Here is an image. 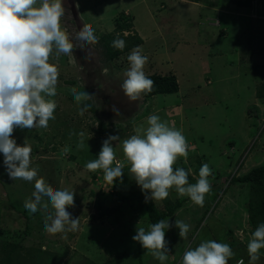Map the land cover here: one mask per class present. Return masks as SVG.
Returning <instances> with one entry per match:
<instances>
[{"label":"rangeland","instance_id":"374dc122","mask_svg":"<svg viewBox=\"0 0 264 264\" xmlns=\"http://www.w3.org/2000/svg\"><path fill=\"white\" fill-rule=\"evenodd\" d=\"M144 1V5L150 8V14L153 15L152 20L158 23L167 22V17L170 15L184 23L187 22L183 20L186 16L180 12L181 15L176 18L175 13H172V3L194 0ZM226 2V8L222 9L220 5L223 6ZM234 2L235 0H199L198 3L204 10L200 12V16L188 21L189 24L197 23L196 29L201 28L198 29V33L208 40L209 48L213 51L218 49L222 54L217 52L216 55L208 56V49L202 48L207 46V43L201 37L199 40L196 37L187 45L189 54L185 57L183 64L173 62L181 86L186 89L192 83L196 84V86L193 84L195 90H192V99L205 107L203 111L197 113L195 109L187 106L189 109L185 110V116L187 118L190 116L189 123L193 128L187 131L190 130V133L195 136L194 140L200 141L198 137L202 136L207 137L209 142L188 141L189 151L186 162L184 157H179L174 165V169L177 167H182L185 171L191 169L188 175L191 184L199 178L202 164L209 165L212 170V175L208 178L211 191L205 195L204 206L195 205L186 195L179 196L175 188L169 190L166 200H149L146 203L145 193L133 180L128 168L123 170L122 180L114 181L113 185L104 181L103 170L95 172L86 170V163L98 158L102 143L109 135H119L122 141L135 134L134 129L137 126L146 127L147 117L151 114L160 116L162 121L172 127L171 121L176 120L177 115L172 113L169 115L168 109H171L173 105H169L168 102L172 103L174 98L178 102L180 100V96L174 94L169 95V101L163 102V98H157L154 103L150 99H144L137 105L135 101L128 100L129 98L124 94L121 95L123 99L121 101L118 99L120 95L114 93V98L108 97L110 101H106L107 97H104L97 89L98 80L101 86L108 81L116 85L114 87L116 89L123 80L116 78L115 75L122 70L111 67L105 74L107 79L101 82L100 79L96 80L93 77L94 74L89 73V77L70 81L73 84L60 82L64 84V88L70 87L67 91L69 102L67 101L68 104L61 102L65 100V94L62 91L53 98L56 102L59 100L57 104L60 102V111L54 112L55 119L50 120L49 123L56 122L57 118L63 116V127L48 129V131L44 128H16L12 135L19 146H23L26 138L31 144V166H38L39 176L56 190L74 192L75 203L68 210L74 218L79 216V228L75 232H68L66 238L64 233L51 235L45 232L44 220L47 213L37 211L33 214L23 206L24 201L31 197L34 191V181L12 180L3 164V154L0 153V264H79L87 254V257L96 264L102 263L105 259L106 264H161L147 249L132 240L137 229V225H133L132 221L141 222L140 226L146 229L148 226H143V223L149 220L148 209L154 208L162 213L166 209V204L170 207L178 204L180 208L175 210L172 217L165 219L169 220L170 224L173 223V226L165 230V239L169 242V256L164 264H180L186 250L196 248L205 240H216L230 245L227 239L230 235L228 222H225L222 217L216 220V213L225 200L238 201L239 206L236 208L238 212L235 210L237 213H233L232 210L235 208H230L221 213V216L234 219L240 217L242 220L243 213L247 217L246 231L252 234L255 227L250 223L247 212L252 193L251 185L235 183L234 180L243 177L254 168L264 166V104L254 98V85L260 83L264 71V29L257 22L253 21L249 24L247 19L240 23V27H237V18L231 13L239 15L240 18H246L249 12L236 7ZM144 5L142 4V11ZM256 5H258L256 10L250 15L255 16L260 10V15L264 16V4ZM139 10L140 6L136 7L132 14L136 15ZM219 10H226L228 13H215ZM116 11L117 7H113L107 13L114 14ZM211 15L214 20H209L213 27H207L209 22L205 16ZM125 19L128 22L126 25L132 28L130 16L127 15ZM218 21L220 26L216 25ZM199 23L204 27H201ZM253 24L257 27L254 39L251 29ZM71 25L76 30L73 24ZM189 26L192 27V25ZM196 29L192 28L195 31L194 36ZM106 35L108 34H104ZM253 43L261 44L259 45L261 56L257 57L260 65H255L254 58L250 56ZM158 52L160 53L158 56L165 58V61L177 54V51L168 50L166 46L160 47ZM217 56L221 57L222 61ZM100 59H105L103 53ZM125 62L121 60L116 65L125 67ZM166 67L170 68L171 65L168 64ZM209 69L210 73L204 72ZM208 80H210L209 83ZM72 87L94 96L89 101L93 102L95 113L79 114L80 106L78 107L74 98L71 97ZM184 96L188 102L191 99V90H186ZM117 104L125 105L122 107L129 109L123 110ZM62 108L69 109L65 112ZM123 116H126V119ZM208 117H213L214 120ZM184 127L186 128V124ZM181 131L184 133V130ZM187 131L184 133L185 138L189 137ZM80 132L85 133L83 138L79 136ZM81 139H83L84 147L78 148ZM119 144L120 142H113V147L116 146L117 160H123L122 148ZM65 147L70 149L67 155L61 152ZM96 173L99 176L98 183L92 181ZM45 202H47L46 198ZM197 208H199V215L196 213ZM240 209L241 211L244 209L246 213L239 212ZM48 211H52L50 205ZM175 216L178 218L176 220H183L190 225L186 238L179 236V229L172 221ZM107 226L114 228L111 234L112 240L108 238V231L104 229ZM84 230L89 234L87 238L82 232ZM124 233L127 239L121 238L124 237ZM119 238H121L120 242ZM233 244L230 247L234 252H238L234 247L235 243ZM244 248L241 254L244 256L245 264H249L247 246ZM42 250L43 255H40L39 252ZM256 264H264V260L260 258Z\"/></svg>","mask_w":264,"mask_h":264},{"label":"clouds","instance_id":"9594fccd","mask_svg":"<svg viewBox=\"0 0 264 264\" xmlns=\"http://www.w3.org/2000/svg\"><path fill=\"white\" fill-rule=\"evenodd\" d=\"M64 14L62 0H0V153L4 157L3 164L12 180L34 181V191L24 201V208L33 214L37 211L47 213L45 232L51 235L64 233L66 238L68 232L78 230L80 223L79 218H74L68 210L74 206V192L56 190L48 184L38 175V166H31L32 146L27 138L23 146L17 145L12 138L16 128H47L49 121L55 119L57 103L53 98L57 96L60 70L57 63L50 62V59L58 62L62 55L72 56L76 46L74 42H79L78 48L88 50L85 60H92L91 48L86 46L99 42L93 27L85 24L75 37H71L61 25ZM111 47L122 51L126 44L123 39L116 38ZM142 53V46L138 45L127 56L129 66L124 71L125 79L121 87L131 101L151 92L154 86V81L145 74L148 57ZM108 71L107 67L103 69L104 73ZM70 91L78 107L94 98L76 87ZM89 107L91 105L84 103L83 107H79V114L83 115ZM146 125L137 126L135 134L122 141L119 135H109L102 143L98 158L86 163V170H103L104 181L113 185L114 181L122 180L123 170L129 166L133 180L145 193L146 203L149 200H166L169 190L175 188L179 196L186 195L195 205L203 207L205 195L211 191L208 178L212 170L209 165L202 164L199 178L194 184L189 183L191 169H174L179 157H184L186 162L188 156L189 144L182 131L170 127L156 114L147 117ZM84 135L79 133L81 138ZM113 142H120L123 160H117ZM83 147L81 139L78 148ZM69 151L68 147L61 150L63 155ZM98 180L96 173L92 181L98 183ZM49 205L51 212L48 211ZM172 226L169 220L150 224L147 230L137 226L132 240L164 264L169 256L165 230ZM174 226L179 229L181 238L187 237L189 224L175 220ZM262 249L264 223L255 228L247 244L249 264L260 260ZM235 255L228 243L205 240L196 248L186 250L180 264H229ZM237 264L245 262L239 259Z\"/></svg>","mask_w":264,"mask_h":264},{"label":"crops","instance_id":"0c3cea01","mask_svg":"<svg viewBox=\"0 0 264 264\" xmlns=\"http://www.w3.org/2000/svg\"><path fill=\"white\" fill-rule=\"evenodd\" d=\"M62 2H63V7L65 9V14L61 18V25H62V28H65L69 32L71 37H75L76 33L79 31V29L83 25L90 24L94 29L95 35L99 38V42L96 45L86 46V47L91 48L92 60H90V61L85 60V56H86L88 50L87 49L81 50L80 48H78L79 42H74L76 46L74 47L72 56H63L62 55L58 62L54 58L50 59V62L57 63L58 68L60 70V76H59V81H58V85H57V95H59V92H61V91L63 94H65V100H61V102L63 104H68L67 101L69 102V100H67L69 92H67V91H69L68 89L70 87L64 88V84H60V82H62V83L66 82V84H73V82H70V81H74V80L80 79L81 77L83 78L85 76L87 77L89 75V73L91 75L94 74L93 77H95L96 80L100 79V82L102 80L105 81L107 79V76L105 75L106 73L103 72V69L105 67H107L108 69H110L111 67L121 69L122 71H120V73L118 75H115V76H116V78H118L120 80L125 79L124 71L129 66L128 61H127V56L130 54L132 49L129 50L124 55L120 56L119 58L115 59V60H107L106 58L101 60L100 59L101 53H103L102 46H101V40L108 35H110V36L119 35L118 32L115 33L116 32V29H115L116 23L118 22L119 24H123V21L125 20L127 15H129L131 18L132 28H130V30L123 31L122 32L123 37H126L129 34L130 35L133 34L135 36H138L139 39L141 40V44H139V46H142V49H143L142 54L146 55L148 57V62L146 63V65L144 67L145 74L147 76L154 75V74L155 75H161V76L173 75L177 80L178 91L175 94L180 96V100L178 102V100L174 98V101L172 103L168 102L169 105H173L171 109H168L169 115H171L170 113H172L173 115H177V119L171 121L172 127H175L178 130H184V133H185V131H187V129L193 128L192 124L189 123L190 116H189V118H187V116H185V110L189 109V108H193L198 113L199 111H203L205 109V107L200 102L194 101L192 99V96H193L192 90H195V89H193V87H194V85L196 86V84L192 83L186 89H184L185 88L184 86H181L180 78H179L178 74L175 72V66H174L173 62L176 61L178 63L183 64L185 57L189 54V52L187 50V45L190 42L192 43V40H194L196 37L198 38V40H199V37H201L203 39V41L207 43V46L202 47V48L208 49V56H209V54L214 55L217 52L222 54L218 49L213 51L209 48L210 45L208 43V40H206L204 37H202V35L200 33H198V29H201V28L196 29L195 25H197V23L189 24V22H188L189 20H192L193 18L200 16V12H202V10H204L203 7H200L198 2L183 1L181 3H172V6H171V8L173 7L172 13H175L176 18H178V16H180L181 13H183V15L186 16L183 18V20H185L187 22H184V23L178 21L177 19L171 17L170 15H168V17H167V20H166L167 22H159L158 23L157 21L152 20L151 18L153 15L150 14V8L146 5H144V3H143V2H145L144 0H62ZM141 3L144 5L143 11L141 10V7H142ZM263 4L264 3H261V6H263ZM138 6H140L139 12L136 15L132 14V11ZM113 7H117L116 13H114V14L107 13L110 10H112ZM121 9H123V11H121ZM222 9H224V8H222ZM166 10H165V12H167ZM169 10H168V12H170ZM215 13L227 14L228 11L219 10ZM259 13H260V10H259ZM231 14L237 18L236 19V21H237L236 26L237 27H240V23L243 20L247 19V22L249 24H251L254 21V22H257L259 25H261V28L264 29V16H262V15L258 16V14H257L255 16H251L250 12H249V14L247 15L246 18H243V17L240 18L239 15H237V14H234V13H231ZM140 15H142V16L144 15V16L142 17ZM205 18H206L207 22H209V25H207V24H205V25H207V27L208 26L213 27L212 26L213 24L209 20V19H212L211 21L214 20L212 15L211 16H205ZM141 19H143V20H141ZM145 19H148V20H145ZM143 21H144V23H143ZM71 24H73V27H75L76 30H74L72 28ZM189 25H192V27L190 28ZM199 25L201 27H204V25L201 23H199ZM216 25L220 26V22L218 21V24H216ZM193 27H195V29H196V35L195 36H194L195 31L192 30ZM251 29L253 31V39H254L255 38L254 33L257 31V27L255 26V24L252 25ZM189 32H191V34ZM104 34H108V35L104 36ZM157 42H159V43H157ZM159 44H161V46H159ZM259 45H261V44L260 43H258V44L253 43L252 51L250 52V56L252 58H254L255 65L261 64L257 61V57L261 56V48ZM163 46H166L168 48V50L177 51L176 56L170 57L169 59H166V61L164 60L165 58L159 57L158 55L160 53L158 51H159L160 47H163ZM217 57L222 61L221 57H219V56H217ZM121 60L123 62L126 61L124 63V65H126L125 67H117L116 64L119 63ZM188 61H189V59H188ZM168 64L171 65L170 68L166 67V65H168ZM204 72L210 73V69L204 70ZM261 77H262L261 78V81H262V79L264 77V71H263ZM209 82H210V80H208V83ZM98 84H97L98 88L97 87L96 88L98 90H100V92H102L104 97H107V99H108V97L114 98L113 97L115 95L114 93H116V95H120V97L118 99H120L121 101L123 100V99H121V95L124 94L122 87H121L122 84L118 85V88H116V89H114V87L116 85H113V83H111V82L108 83V81L105 82V84H103V86H101L99 83V80H98ZM258 85H259V83L254 85V90H255L254 98L255 99H256V96H255L256 95V87ZM89 86H91V85H89ZM186 90H191V99L188 102L184 96ZM169 95H174V94L158 95V96H154V97L150 98V100H152V102H154V103L157 100V98H163V102H165V100L169 101V99H168ZM71 97H73V95H71ZM55 101H56V99H55ZM106 101H110V100L108 99ZM140 101L143 102L144 99L142 97H140L135 102L137 103V105H139ZM71 104H73L72 99H71ZM57 105L58 106H57L56 111H60V108H59L60 102ZM117 105L119 107L125 106V105H121V104L120 105L117 104ZM187 106L189 108H187ZM132 107H134V106H132ZM68 109L62 108V111L66 112V110H68ZM122 109L127 111L129 108L126 107V109H125L122 107ZM126 116H128V115L126 114ZM126 116H123V117L126 119ZM208 119L214 120L213 117H211V118L208 117ZM63 122H64V118L62 116L61 118H57L56 122L53 121V122L49 123L48 127L44 128V129L48 131V129H52L53 127H55V128H60V126L63 127L64 126ZM184 124H186V128L184 127ZM187 132H188L187 134L189 135V137L186 138L187 142L188 141L189 142H195V143L196 142H202V141L209 142L207 137H202V136L198 137L200 139V141L199 140L195 141L194 140L195 136H193L192 133H190V130H188ZM184 133H183V135H184ZM208 144H210V143H208ZM236 202L232 201L231 199L223 201L220 209H218V212L216 213V220H218L220 217H222V218H224L223 220H225V222L226 221L228 222L227 227H229L228 229L230 231V235H228L229 238H227V239L229 240L230 245L233 246L234 245L233 243H235L234 247H236V250H238V252L237 251L235 252L236 253L235 257H233L229 260V264L234 263L238 259L244 260V256H243V254H241V252L243 251V249H245L244 247L247 246V244H248L247 240L251 239V234L246 231L247 227H248L246 215H243V213H242V217H243L242 220L240 217L237 219H234L232 217L225 218V217L221 216V213L223 214L224 211H228L230 208H235L232 211H233V213H237L238 211L236 208H238L239 204H238V201H236ZM242 211L244 213H246V211L244 209ZM242 211H241V209L239 210V212H242ZM72 213H73V211H72ZM75 213H77V212H75ZM196 213L199 215V208L196 209ZM78 214L80 215L79 211H78ZM176 218L177 217L175 216L172 219V221H174V224H175ZM138 221H140V220L138 219ZM132 222L131 223L133 225L135 224L138 227H141L140 226L141 222H138V223H135L134 221H132ZM149 224L150 223L148 220L147 223L146 222L143 223V226H149ZM104 229H106L108 231L107 232L108 238L111 237L112 236L111 234H112L113 229H114L113 226H107V228H104ZM147 229L148 228H146V230ZM82 232H83V234H85L86 238L89 236V234L85 233V230ZM80 235H82V234L80 233ZM95 235H96V233H95ZM121 238L127 239L126 233H124V237H121ZM121 238L118 239L119 242H120ZM244 242H247V243H244ZM83 254H84V252H83ZM259 255H260V258L264 260V249L260 250ZM104 262H106V259L103 260L102 263H104Z\"/></svg>","mask_w":264,"mask_h":264},{"label":"trees","instance_id":"16d2710c","mask_svg":"<svg viewBox=\"0 0 264 264\" xmlns=\"http://www.w3.org/2000/svg\"><path fill=\"white\" fill-rule=\"evenodd\" d=\"M195 2H198L197 0H194ZM257 3H264V0H235L234 5L238 8H241L248 12H254L256 10ZM227 2L222 6L221 8H226ZM246 12V13H248ZM258 16L260 15L259 12H257ZM128 22L126 19L123 21V24L116 23V32L119 33L117 36H106L101 40V46L103 50V54L107 60H115L119 58L120 56L127 53L129 50L133 49L134 47L141 44V40L138 36L135 35H128L126 37H123V31L130 30V27L126 25ZM129 27V28H127ZM120 38L125 41L126 47L121 51L118 49H115L111 47V42L116 39ZM148 78L152 79L154 81V86L151 92L143 93L141 94V97L145 100L150 99L154 96L158 95H168V94H175L178 91V84L177 80L173 75H149ZM256 99L259 100L261 103L264 104V77L262 81L259 83V85L256 87ZM84 103L91 105L89 109L86 111L88 113H95V107L91 101L83 102L80 107L84 106ZM56 129L55 127L52 128ZM59 132V129H58ZM55 138H56V134ZM58 136V135H57ZM54 138V136H52ZM235 183L240 184H246L249 183L251 185V199L249 201V204L247 206V212H248V218L250 223L256 228L259 224L264 223V166L257 167L251 170L248 174L244 175L243 177H239L234 180ZM180 205H175L170 207L168 204H166V209L164 212L160 213L157 209L150 208L148 209V216H149V223L153 224L160 220H165L166 218H169L173 216L176 209H179ZM113 239V236L109 237V239ZM13 245V244H12ZM12 249V248H11ZM10 249V251H12ZM39 252V251H38ZM43 250L40 251V255H43ZM9 253V252H8ZM85 256V257H84ZM84 259L79 264H96L93 261H91L86 255H84ZM101 264V263H99ZM102 264H106L102 263Z\"/></svg>","mask_w":264,"mask_h":264},{"label":"built area","instance_id":"2783aa9c","mask_svg":"<svg viewBox=\"0 0 264 264\" xmlns=\"http://www.w3.org/2000/svg\"><path fill=\"white\" fill-rule=\"evenodd\" d=\"M114 164H115V163H114ZM127 166H128V165H127ZM128 169H129V166H128ZM238 260H239V259H238ZM238 260H237V261H238ZM237 261H235V262H234V263H232V264H237Z\"/></svg>","mask_w":264,"mask_h":264}]
</instances>
